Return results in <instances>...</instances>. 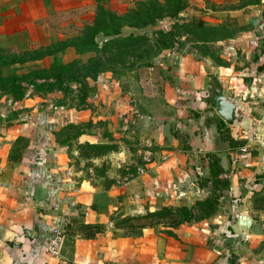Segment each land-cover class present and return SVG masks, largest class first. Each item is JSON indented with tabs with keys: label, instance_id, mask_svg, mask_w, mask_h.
I'll return each instance as SVG.
<instances>
[{
	"label": "crops",
	"instance_id": "0c3cea01",
	"mask_svg": "<svg viewBox=\"0 0 264 264\" xmlns=\"http://www.w3.org/2000/svg\"><path fill=\"white\" fill-rule=\"evenodd\" d=\"M261 18L264 4L241 13L233 35L188 40L144 67L161 71L148 76L141 109L156 150L123 186L92 187L65 167L57 133L81 109H29L0 127V264H264V167L253 138L264 130ZM217 94L233 104L228 120ZM210 193L213 216L187 227L129 230L119 220L162 201L190 209ZM55 227L63 238L54 255L46 243Z\"/></svg>",
	"mask_w": 264,
	"mask_h": 264
},
{
	"label": "rangeland",
	"instance_id": "374dc122",
	"mask_svg": "<svg viewBox=\"0 0 264 264\" xmlns=\"http://www.w3.org/2000/svg\"><path fill=\"white\" fill-rule=\"evenodd\" d=\"M260 4L264 0H0V127L29 109H81L82 118L57 133L65 167L92 187L123 186L148 167L156 150L141 109L152 93L148 76L158 80L161 71L147 75L144 67L188 40L233 35L240 14ZM110 15L120 24L147 22L129 33L120 30L133 37L107 45L97 33L92 47L90 29L96 20L109 24ZM179 142L183 148L184 140ZM162 202L135 219L119 220L129 230L174 229L212 217L217 207L212 193L190 212L178 209L185 204Z\"/></svg>",
	"mask_w": 264,
	"mask_h": 264
},
{
	"label": "trees",
	"instance_id": "16d2710c",
	"mask_svg": "<svg viewBox=\"0 0 264 264\" xmlns=\"http://www.w3.org/2000/svg\"><path fill=\"white\" fill-rule=\"evenodd\" d=\"M180 8L181 7H177V9L175 10V12L177 10H179ZM115 19L116 18L114 16H111L110 15L108 17L109 24H106L104 22H100L99 23L97 20L94 22V26L90 29V35H89V38H90L92 47H97V44H96V42L93 39L94 35L97 34V33H102L103 34V36L105 37V40H104V42H103L102 45H107L109 43H115V42L123 41L125 39H130V38L133 37V35H131V34H128L127 36H121L120 35V28L122 26H125L126 25V26H130V27H139L141 25H144L147 22L146 20H140L138 22H131V23L120 24L117 21H115ZM99 24L100 25L101 24L104 25V27H97V25L99 26ZM160 30H162V29H160ZM162 31H163L162 33L165 36H169L171 34V31L170 30H167V31L162 30ZM161 43H162V46L167 47L162 41H161ZM90 48L91 47H89L88 49H90ZM97 66H98V68H101L102 67L101 65H97ZM204 202L205 201H203V202L198 201L197 203L198 204H202ZM178 209L183 210V211L190 212L189 209L187 207H185V206H180V207H178Z\"/></svg>",
	"mask_w": 264,
	"mask_h": 264
},
{
	"label": "built area",
	"instance_id": "2783aa9c",
	"mask_svg": "<svg viewBox=\"0 0 264 264\" xmlns=\"http://www.w3.org/2000/svg\"><path fill=\"white\" fill-rule=\"evenodd\" d=\"M258 31L261 35V37L264 38V18H262L258 24H257ZM261 113L264 115V99L261 100L260 105ZM253 138L258 144L260 150L262 151V154L260 156V161L262 162V165L264 167V130L261 133H255L253 134ZM264 178V175H263ZM62 231L59 229V227H55L52 231V236L46 243V248L51 254H57L59 245L62 241Z\"/></svg>",
	"mask_w": 264,
	"mask_h": 264
},
{
	"label": "water",
	"instance_id": "95a60500",
	"mask_svg": "<svg viewBox=\"0 0 264 264\" xmlns=\"http://www.w3.org/2000/svg\"><path fill=\"white\" fill-rule=\"evenodd\" d=\"M159 27L166 31L164 24H160ZM214 102L216 104V113L223 120H228L231 118V112L233 109V104L225 99L221 94L214 95Z\"/></svg>",
	"mask_w": 264,
	"mask_h": 264
}]
</instances>
